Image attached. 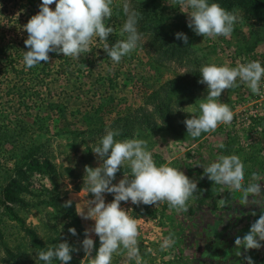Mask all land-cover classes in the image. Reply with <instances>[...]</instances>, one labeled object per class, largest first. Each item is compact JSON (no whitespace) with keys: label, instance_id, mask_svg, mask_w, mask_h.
Returning a JSON list of instances; mask_svg holds the SVG:
<instances>
[{"label":"rangeland","instance_id":"obj_1","mask_svg":"<svg viewBox=\"0 0 264 264\" xmlns=\"http://www.w3.org/2000/svg\"><path fill=\"white\" fill-rule=\"evenodd\" d=\"M154 1L159 8H162L161 12L167 20L165 25L168 31L166 32L172 38V48L179 42L178 49L185 52L181 57L186 56L183 61L178 56L166 57L157 52L154 46L152 48L149 35H142L137 48L122 57L119 63L112 61L104 51L105 44L114 45L117 40L125 39L127 35L126 33L121 34L127 19L126 15L117 18L114 11V15L105 21L106 26H111L114 29L108 40L101 41L98 36H94L88 52L82 53L78 57L73 56L71 62L73 72L64 75L54 71L48 80L51 94L49 95L47 90L44 91V96L49 100L39 110V116L43 118L55 116L56 112L51 105H57L63 107L64 117L57 125L53 119L50 120L49 132L45 133L41 142L47 150H50L52 162L59 171L60 176H57L56 180L61 199L64 203L72 200L74 204L83 231L82 235L79 237L71 235L68 229L74 227L79 234L77 227L73 226L69 219L57 218V212L53 206L42 203L47 198L44 194L49 195L47 190H55L54 183L46 177L34 176L31 178V181L35 183L34 186L30 187L29 193L22 195L26 202H32L31 207L13 204L20 219L11 220L10 218L8 220L11 229L7 236L5 235L6 243L3 239L0 240L2 242L0 264H6L4 260H10L9 264L19 262V259L9 257L5 246L11 248L15 253L22 250L27 254L26 261L30 264H46L45 261L38 258L37 253L40 251L32 234H35L45 244L51 242L59 244L67 240L71 245L80 249L78 252L72 253L73 259L69 264H92L96 254L95 250L92 255H86L80 247L85 238V236L83 238L85 229L92 227L95 223L94 220H85L79 215L86 212L90 200L94 199V195L89 193L90 186L84 184L85 165L95 168L102 163L98 161L92 150L106 135V130H116L113 125L116 119L130 113L134 114L143 106L151 110V105L146 104L147 99L154 91L164 87L171 80L197 82V85L190 90L192 95H178L174 98L173 109L177 132H151L134 138L147 142V150L151 152L157 166L168 165L182 170L200 185L201 183L195 176L206 180L205 183H211L203 169L216 162L220 156L237 155L244 164L245 177L248 178L253 166L251 158L264 159V142L261 134L264 128V77L260 83L259 94H254L248 84L239 78H237L236 86L226 89L221 94L218 102L228 104L233 112V120L231 123L219 124L215 131L204 132V140H197L196 137L187 134L186 126L183 123L186 118H191L192 115L199 116L201 114L199 104L206 102L207 85L198 82L201 79L200 69L203 66L215 63L218 66L227 64L229 67H235L240 63L256 61L255 58L264 64V42L257 41L255 35L251 33L254 27L250 22L243 20L238 13L239 19L230 36L204 38L196 35L188 27V14L180 10L177 0ZM118 2L122 6L127 2L132 10L135 6L134 0H118ZM136 2L138 3L137 0ZM185 11H191V9L186 8ZM137 29L139 32L138 26ZM177 32H183L188 36L187 45L182 40L176 39ZM195 72H199V75H194ZM177 100H182V103L177 104ZM6 110L15 114L24 112L23 108L19 109L18 105L13 104L6 105ZM33 112V117L28 118L30 123L37 113L36 110ZM89 118H93V121ZM89 122H91V126L104 127L103 132L96 131L93 135L75 133V131L86 132L89 130L90 127L87 125ZM114 139L124 140L120 136H116ZM259 141H262L261 145L256 146ZM221 145L223 146L221 147ZM253 146L257 148L253 149ZM260 147L262 149H259ZM225 150L227 151L225 152ZM3 159L4 157L0 156V166L7 164L5 159L2 161ZM185 165H188V170ZM69 168L74 175L66 172ZM127 169L129 171L121 173ZM124 174L129 179L134 178L129 161L124 162L113 183H118ZM249 181L251 182V180ZM242 183L245 186L248 184L246 179ZM216 186H219L215 192L218 195L217 204L220 205V208L225 207L223 202H227L229 197L236 198L238 196V191L227 185L216 184ZM202 197L203 194L197 190L194 191L183 208H173L167 200L160 201L156 205L142 203L135 205L130 200L121 202V207L137 221L139 264H201L203 259L210 256L207 254L221 253L222 251L226 254L225 256L229 257L226 260L227 264L232 260L234 262L232 264H237L235 262L237 259L247 264L245 256H234L232 253V248H234L232 241L236 235H242L249 230L251 222L257 219L260 214L258 207H249L250 213L256 209L257 216L246 215V217H240L241 219H238L237 222L227 218L225 223H219V229L221 226L223 227L222 240H229L228 247L214 243V233L212 232L209 234L210 239L206 242L211 247L207 248V252H205L207 254L202 253L200 256H197L198 251H204L205 247L203 248V241L200 240L197 244L200 246L199 248L193 244L196 236L199 239L202 238L200 235H195L193 231H188L184 235L186 243L175 242V233L180 231L179 227L184 226L185 219L194 220L197 213H211V208L205 203L206 201L200 200ZM113 198V194H105L106 203L111 202ZM3 208V205L0 204V211ZM168 215L174 218L176 225L169 222ZM199 220L200 224L206 221L202 218ZM92 238L95 241V249L98 250L99 238L94 234ZM165 240L169 241V245L162 247ZM225 248L228 249L225 250ZM229 249L231 252H225ZM260 251L264 252V248L259 249ZM249 255L255 264H264V253L257 254V257H254L252 253ZM51 264H61V261L54 258ZM112 264H137V260L129 258L127 249L121 245L117 252L113 253Z\"/></svg>","mask_w":264,"mask_h":264},{"label":"clouds","instance_id":"obj_2","mask_svg":"<svg viewBox=\"0 0 264 264\" xmlns=\"http://www.w3.org/2000/svg\"><path fill=\"white\" fill-rule=\"evenodd\" d=\"M177 3L180 10L188 14V27L204 38L230 36L239 19L235 9L229 11L219 3H209V0H177ZM53 4L54 10L50 7ZM112 4L113 0H42L39 12L24 27L28 33L24 41L28 49L24 55L27 68L49 62V54L53 52L78 57L89 51L94 36L107 41L114 32L113 27L106 26L105 23L112 16ZM186 8L191 11H185ZM123 12L127 19L121 34L126 33V38L117 40L111 46L105 44L104 47L107 56L117 63L137 48L143 35L137 29L139 13L130 9L127 2L123 4ZM175 37L185 45L188 44L185 33L177 32ZM200 74L198 82L207 85L206 102L199 104V116L192 115L183 121L187 134L194 138L199 137L202 132L215 131L219 124L231 123L232 110L227 103L218 102V98L226 89L236 86L237 78L247 83L254 94H259L264 67L259 61L240 63L235 67L212 63L203 66ZM119 135V130H106V135L92 150L102 163L95 168L85 165L84 184L90 186L89 193L94 195V199L90 200L86 212L79 215L85 220H94L95 223L85 229V238L80 247L86 255H92L95 250L92 264H112L113 253L121 245L127 249L128 257L136 259L139 264L137 221L121 207V202L130 200L135 205H156L167 200L170 206L183 208L198 187L184 171L168 165L157 166L151 152L147 150L145 140H115L114 137ZM125 161L130 162L134 178L129 179L124 174L118 183H113ZM203 170L210 181L242 191L243 201L260 209L258 218L251 222L249 230L243 235L235 236L234 246L242 248L244 253L264 248V186L255 182L260 179L259 175L252 173L251 182L245 186L242 183L245 179L244 164L235 154L220 156ZM105 194H113V200L106 203ZM64 205L71 207L72 200ZM251 214L257 216L255 210ZM68 231L73 236L78 235L74 227ZM93 234L99 238L98 250L95 249ZM168 245L169 241L165 240L162 247ZM79 250L65 240L37 255L46 264H51L54 258L61 261V264H69L73 259L72 253ZM245 260L247 264H255L250 255H246Z\"/></svg>","mask_w":264,"mask_h":264},{"label":"trees","instance_id":"obj_3","mask_svg":"<svg viewBox=\"0 0 264 264\" xmlns=\"http://www.w3.org/2000/svg\"><path fill=\"white\" fill-rule=\"evenodd\" d=\"M134 1L135 6L133 10L135 9L139 13L137 24L140 29L139 33L149 35L152 48L154 46L157 52L162 53L161 55L166 57L178 56L183 61L186 56L181 58L185 52L178 49L179 42L173 48L171 46L172 38L166 32L168 31L165 25L167 20L161 12L162 8H159L154 0H137L138 3L136 0ZM41 3L42 0H0V156L4 157L7 162V164H1L0 166V204L4 207L0 211V240L3 239L4 242L5 235L7 236V233L11 229L8 220L10 218L11 220L20 219L13 204H21L28 207L32 205V202H26L22 195L29 193L30 187L34 186V181H31V178L34 176L46 177L55 185V190L46 189L49 195L44 194L47 200L44 199L42 203L53 206L57 212V218L63 217L69 219L73 226L77 227L79 231L78 237L83 233L74 204L72 203L71 207H66L61 199L57 188L58 182L56 180L57 176H60L59 171L52 162L50 150H47L41 142L45 133L49 132L50 120L53 119L55 125H57L63 119V107L51 105L56 112L55 116L52 117L48 116V118H43L38 114L39 110L49 100L44 96V91L47 90V93L49 95L51 94L48 80L54 71L64 75L72 73L73 67L71 62L73 61V56H63V54L53 52L49 54V62H41L32 68H27L24 62L25 51L28 50L24 43L28 37V33L24 27L30 18L39 12V5ZM209 3H219L229 11L235 9L243 20L250 22L254 27L251 33L255 35L256 40L264 42V0H209ZM50 7L54 10L55 4ZM111 7L112 16L114 15V11L117 18L118 16L124 15L123 6L118 0H113ZM255 60L259 61L256 58ZM259 62L264 66L263 62ZM195 74L199 75V72H195ZM196 85L197 82L191 83L185 80L174 79L169 81L164 87L154 91L147 99L146 104L151 105V110L143 106L136 113L127 114L114 121L113 125L116 130H119V136L122 139H134L136 137H142L144 133H160L164 131L176 133L175 113L173 109L174 98L178 97V95L185 96L190 94L191 88H194ZM181 101L177 100V104H181ZM9 104L18 105V108H23L24 112L15 114L7 111L6 105ZM33 110H36L37 113L32 123H30L28 118L33 117ZM57 114L58 116H56ZM89 119L92 120L93 118ZM87 125L90 127L89 130L86 132L75 131V133L93 135L96 131L103 132L104 130V127L91 126V122L87 123ZM71 133L74 132L71 131ZM261 134L264 142V128ZM204 135V132H202L199 137H196L197 140H203ZM258 143L256 146H260L262 141ZM256 146L252 148H257ZM259 149L262 148L260 147ZM251 161L253 166L250 171L251 174H248L250 177H245L247 183L250 182L252 173H257L260 179L255 182L264 186V159L252 157ZM185 167L188 170V165H185ZM126 171H129V169L123 170L121 173H125ZM66 172L74 175L70 168ZM195 178L201 184L206 182V180L204 181L203 178H199L198 176H195ZM190 179L193 180L191 177ZM218 188L219 186H216V183L212 182L210 190L214 189L215 191ZM201 190L203 191L204 189L198 185L197 192L201 193ZM207 195H209L207 199L211 201L209 205V208H211L210 217L207 216L208 219L203 224L198 222L201 219L200 215L195 216L194 220L191 218H188L189 220L185 219L183 222L184 226L179 227L180 231L175 233V242L178 244L186 243V237L184 235L188 231H193L195 235L202 237L199 239L196 236L195 242L193 243L197 245L200 240L201 242L203 241V248L205 247L204 251H198L197 256L207 252V248L211 247V245L208 246L206 243L210 239L209 234L211 232L214 233V243L229 246L228 239L222 240L223 227L221 226V230L219 229V223L221 221L218 219L213 220L215 218L214 204H212V200L214 199L213 193L207 192ZM203 199V197L200 198V200ZM231 200L242 202V191H238L236 198L234 196L229 197L227 202L229 203ZM168 220L171 224L176 225V221H174L172 216L168 215ZM32 236L39 251H46L48 248H54L58 245L54 242L45 244L35 234H32ZM1 243L0 241V245ZM5 247V251L11 259H19V262L15 264L29 263L26 261L27 254L22 250H18L15 253L8 246ZM197 247L199 248L200 246L197 245ZM208 255L210 256L207 259H203L201 264H209L208 262L223 263L222 257H219L217 252ZM4 261V263L9 264L10 260Z\"/></svg>","mask_w":264,"mask_h":264},{"label":"crops","instance_id":"obj_4","mask_svg":"<svg viewBox=\"0 0 264 264\" xmlns=\"http://www.w3.org/2000/svg\"><path fill=\"white\" fill-rule=\"evenodd\" d=\"M205 139V138H204ZM203 139V140H204ZM205 184V185H204ZM200 187H202L204 190L202 191H200L201 193L200 194H203V200L202 201H206L205 203L209 206L210 205V202L211 201H209V199H207L208 198V196L209 195H207V192H211V193H213V203L212 204H214L213 205V207H214V213H215V220H219V221H221V223H223L224 221H226V220H228L227 218H229V220H231V219H233V220H235L234 222H237L238 221V219H241V218H243L244 216L246 217V215L247 216H252V212L250 213V208L249 207H252L253 208V206H249L246 202H244V201H242V202H238V201H236V200H231L229 203L228 202H223V204L225 205V207L224 208H220V205L219 204H217L218 203V195H217V193L214 191V189H212V190H210L211 189V186H212V181H211V183H205V182H203L201 185H199ZM207 191V192H206ZM226 201H228V199L226 200ZM253 210H256V209H253ZM211 213H197V215L196 216H201L200 218H202V219H208V217H210L209 215H210ZM208 216V217H207ZM230 216V217H229ZM207 217V218H206ZM241 217V218H240ZM254 217V216H253ZM223 219V220H222ZM225 223V222H224ZM222 225V224H221ZM248 231V230H247ZM246 231V232H247ZM243 235V234H242ZM235 238V237H234ZM232 244H233V246H234V240L232 241ZM226 249H228V248H225V250ZM231 252V250L229 249V250H227V251H225V252ZM218 254H219V257H222V261H223V263L222 264H227L226 263V260L227 259H229V257H227V256H225L226 254H224V252L222 251L221 253L220 252H217ZM232 253H234V256L236 255V256H240V255H242V256H246V255H249L250 253H252V255L254 256V257H257V254H263L264 252L263 251H260L259 252V249L257 250V249H253V250H250L248 253H244V251H243V249L242 248H238V247H235L234 246V248H232ZM237 253H240V255H238ZM221 255V256H220ZM232 259V258H231ZM240 260V259H239ZM233 261V260H232ZM232 261H230V263L229 264H232V263H234V262H232ZM235 262H237V264L238 263H240V262H242L241 264H245L243 261H238V259H237V261H235ZM214 263H216V262H214ZM217 264V263H216Z\"/></svg>","mask_w":264,"mask_h":264}]
</instances>
